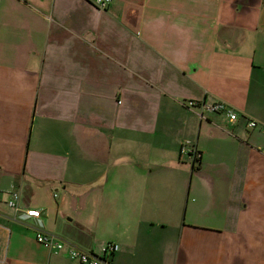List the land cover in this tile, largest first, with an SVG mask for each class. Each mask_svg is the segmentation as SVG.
Wrapping results in <instances>:
<instances>
[{
    "label": "crops",
    "instance_id": "1",
    "mask_svg": "<svg viewBox=\"0 0 264 264\" xmlns=\"http://www.w3.org/2000/svg\"><path fill=\"white\" fill-rule=\"evenodd\" d=\"M189 98L264 124V0H0L2 264H79L37 230L111 264H264V134Z\"/></svg>",
    "mask_w": 264,
    "mask_h": 264
},
{
    "label": "built area",
    "instance_id": "2",
    "mask_svg": "<svg viewBox=\"0 0 264 264\" xmlns=\"http://www.w3.org/2000/svg\"><path fill=\"white\" fill-rule=\"evenodd\" d=\"M110 0H94V3L99 8H104ZM187 108L192 109L202 119L205 118V113L216 112L224 118L228 123L233 125L239 121H243L245 128L252 130L258 128V130L264 134V124L259 120L249 117V115L238 111L233 105L222 101L215 100L212 102H205L203 99L189 98L184 101ZM179 156H185L186 161L192 167H197L200 163L201 150H199L195 144H188L182 142L179 148ZM19 190L15 187H11L9 190V197L7 198V205L11 207L15 212L21 211L22 208L19 206ZM25 214L31 217H38L40 210L36 208H25ZM36 240L43 244L48 250L60 252L67 249L68 256L79 264H111L110 257L111 253L117 249L118 245L113 242L107 243L101 248L100 254L88 251L73 244L71 241H67L58 237V235L50 232H43L37 230ZM4 256H0V264L4 262Z\"/></svg>",
    "mask_w": 264,
    "mask_h": 264
},
{
    "label": "rangeland",
    "instance_id": "3",
    "mask_svg": "<svg viewBox=\"0 0 264 264\" xmlns=\"http://www.w3.org/2000/svg\"><path fill=\"white\" fill-rule=\"evenodd\" d=\"M9 182H11L10 181V179H8V177H2V178H0V198H4V197H6V194H5V192H6V185H8L9 184ZM7 183V184H6ZM9 195V194H8ZM9 197V196H8ZM7 197V198H8ZM7 198L6 199H4L3 200V202H6L7 201ZM34 238H35V240H36V237H35V235H34ZM37 241V240H36ZM38 242V241H37ZM38 243H40V242H38ZM40 244H42V243H40ZM43 245V244H42Z\"/></svg>",
    "mask_w": 264,
    "mask_h": 264
}]
</instances>
